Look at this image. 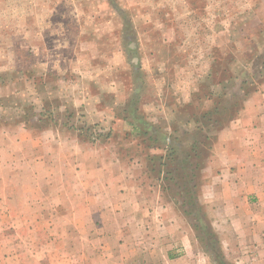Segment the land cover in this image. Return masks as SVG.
Instances as JSON below:
<instances>
[{
    "label": "rangeland",
    "instance_id": "374dc122",
    "mask_svg": "<svg viewBox=\"0 0 264 264\" xmlns=\"http://www.w3.org/2000/svg\"><path fill=\"white\" fill-rule=\"evenodd\" d=\"M263 114L264 0H0V246L71 264L66 232H193L208 263L264 264L226 233L264 232V199L219 188Z\"/></svg>",
    "mask_w": 264,
    "mask_h": 264
},
{
    "label": "crops",
    "instance_id": "0c3cea01",
    "mask_svg": "<svg viewBox=\"0 0 264 264\" xmlns=\"http://www.w3.org/2000/svg\"><path fill=\"white\" fill-rule=\"evenodd\" d=\"M262 119L263 122L260 123ZM245 125H248V127ZM256 126L259 129V134L257 135L255 134ZM239 127H241L239 132L243 130L238 135V140L236 139L235 144L229 143V146H226L224 151L227 156L231 154V156L241 157L244 161L241 160L239 163H235L234 167L229 166L223 169V181H221L222 184L219 188H225L227 186L225 181L232 180L231 184L235 188L238 187L237 189L239 190L236 202L250 207L264 199V184L262 183L264 181V114L256 121L242 118L239 121ZM48 146L51 148L53 144L50 143ZM33 155V164L30 163L27 171L36 173L35 171L48 172L51 170L52 154L43 158L38 157L37 154ZM11 157L12 154L9 159ZM11 166H13V163H10L7 168L8 171L12 172L15 168H11ZM2 168L3 166H0V169ZM45 187L48 190L52 188L49 183H45ZM14 188H17L16 184H14ZM216 195L218 194L214 196ZM222 199L225 200L221 201ZM53 200L55 201V199ZM229 200H231L230 197L226 198V196L221 197L218 195L217 201H221L220 203L222 204H226ZM30 203L34 204L33 202ZM30 203L27 202V204ZM87 203L88 205L93 204L91 200L85 202V204ZM11 204L14 203L11 202ZM123 205H125V209L130 214V209L135 205V201L131 197L127 200L125 195V204ZM125 214H127L126 211ZM56 216H58V213ZM13 233L15 232H0V237H2V234L8 236ZM43 233L45 234L46 232ZM53 233L56 236L65 234V232ZM226 233L232 234L231 236L235 238L236 243L232 244L234 248L237 245L249 246L250 254H255V252L264 248L263 246H258V243L264 245V232ZM66 234L65 241L71 247L68 245L69 249L62 248V251L58 252L66 250L67 252L65 253L70 256L68 258L78 256L73 259L71 264H211L208 263L207 258L196 256L195 253L197 252H194L192 243L193 232H66ZM72 241H74V244H70ZM200 249L202 250V248ZM42 250H46V247L43 246ZM235 250L239 252L237 249ZM5 251L6 246H0V264H20L21 258L18 260L17 256L10 253L5 254ZM27 251L31 253L30 249ZM202 252L205 251L202 250ZM41 254L40 258L36 257L24 264H53L54 262L59 264L58 258L50 262L47 259L49 255L47 256L45 252ZM30 255L31 257L36 256L34 253ZM248 258L251 259L253 257L251 255Z\"/></svg>",
    "mask_w": 264,
    "mask_h": 264
},
{
    "label": "trees",
    "instance_id": "16d2710c",
    "mask_svg": "<svg viewBox=\"0 0 264 264\" xmlns=\"http://www.w3.org/2000/svg\"><path fill=\"white\" fill-rule=\"evenodd\" d=\"M186 172H187V175H188L187 176V179L189 180V178L192 177L193 172L191 170L190 171L189 170L188 171L186 170ZM190 191H191V194H192L193 193V187L190 189Z\"/></svg>",
    "mask_w": 264,
    "mask_h": 264
}]
</instances>
